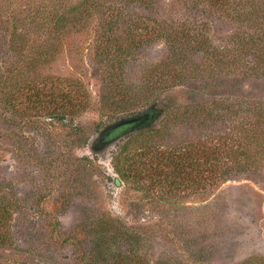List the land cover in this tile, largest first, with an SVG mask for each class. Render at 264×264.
<instances>
[{
    "label": "rangeland",
    "instance_id": "rangeland-1",
    "mask_svg": "<svg viewBox=\"0 0 264 264\" xmlns=\"http://www.w3.org/2000/svg\"><path fill=\"white\" fill-rule=\"evenodd\" d=\"M109 1L119 0H0V73L9 98L0 106V264H264V150L238 157L240 170L204 192L178 188L176 176H161L158 163L147 161L210 133L223 149L226 136L240 138L246 103L264 106V75L241 71L248 39L264 38V0L216 7L129 0L106 18ZM57 17L69 23L63 35L52 28ZM31 20L36 28L23 30ZM12 23L20 34L14 51L5 34ZM176 25L189 37L174 51L175 77H164L148 102L133 103L171 56L163 35ZM111 30L123 52L101 55L102 34ZM136 31L143 39L129 43ZM228 49L240 56L237 68ZM119 79L132 99L126 107L109 101L108 85ZM69 84L87 93L88 106L62 120L53 97ZM206 104L212 112L195 123L183 115ZM150 109L155 117L142 134L90 148L103 130ZM118 157L144 159L146 168L121 180ZM152 167L159 171L149 174Z\"/></svg>",
    "mask_w": 264,
    "mask_h": 264
},
{
    "label": "trees",
    "instance_id": "trees-1",
    "mask_svg": "<svg viewBox=\"0 0 264 264\" xmlns=\"http://www.w3.org/2000/svg\"><path fill=\"white\" fill-rule=\"evenodd\" d=\"M128 1L129 0H119L115 2L109 1L104 3V5L107 6L105 11L108 10L105 13L106 18L113 17L112 13L116 10H123L124 5ZM228 1L229 0H207L206 2L211 7H216L226 4L228 3ZM35 24L37 25L34 20H31L29 23L24 24L23 30L27 32L33 31L36 28ZM68 24V21H66L63 17H57L56 21H54L52 25V28L60 35H63ZM11 26V33L5 32V34H7L8 49L14 51L17 48V45L15 46V44L20 34L17 33V30L19 28L18 25L12 23ZM75 26L76 28H78V24L76 23L73 24L71 27ZM44 27L48 28L46 26ZM181 29L178 25H176L173 26L172 29L165 31V35H163L164 40L168 44L169 50L171 49V52L173 53H169L171 54V56L167 55V61L165 63L166 65H159V67L154 68V70L151 71L159 73L158 77L155 79V81H153V83L146 85L144 86V88H142V90H139L140 96L137 97L138 100L133 101V103H138L140 101L139 99L141 98L148 102L154 96V91L157 88H162V86H164V84L162 83L164 77L167 76L170 81L171 78L175 77V69L172 66L174 62L172 60L176 58L177 54L174 51H176L177 46H180V44L182 42L184 43V41H186V39L189 37L184 36L183 31ZM158 32L159 31L156 29L151 30L150 36H152L153 40H159ZM128 37L130 38L129 43L132 42L133 44L143 39V35H140L139 33H137V31L129 33ZM163 37H161V39H163ZM117 39L118 38L113 32V30L103 33L102 43L104 48L101 49L100 54H105L106 56H108L109 54H113L117 50L120 51L122 47L116 46V42L118 41ZM61 40L62 37L61 39H59V41ZM192 40L193 43H198L197 39ZM247 42L251 51L249 50L250 52H248L247 56L244 57L245 60H242V74L249 75L254 73H260L261 75H264V38H253L251 40L248 39ZM236 43H242V45L248 47V45L244 44L240 40L234 41L235 45ZM234 48V53L237 54L238 51L236 52V50H238V48H236L235 46ZM127 50L128 49H124V51ZM226 56H228L227 60L229 61L231 68H237L240 56L238 57L236 55L230 54L229 49L226 51ZM163 67H165V69ZM202 68L203 71L209 70V67L207 65ZM116 72V69L110 70L108 72V79L111 81H115L114 78L116 77ZM3 74V72L0 73V106L2 103H6L9 101V98L3 97L4 94L2 90L5 82V80H3ZM180 74L181 76L188 75L183 72H181ZM198 75L199 73L190 72L188 76L195 78ZM108 86V92L111 91L110 96L111 98H114L109 100L110 103L114 106L116 103H119L125 107L128 106L132 99L131 97L127 96L129 92H126L128 90L125 88V85L122 84L121 80L119 79L116 82H112ZM33 94L34 99L38 97L35 95L34 92ZM116 97L117 99H115ZM108 98L110 97H107V99ZM53 100L56 107L55 112L59 114L62 120L65 119V114H69V116L73 117L77 116L83 113L85 108L88 106L87 93L83 91L81 87H77L74 84H69V86H66L65 88H62L60 86L59 88H56V95L53 97ZM152 100H154V98ZM246 105L248 107L247 110H245V114L249 115L245 116L244 119L247 120V122L242 124V127H240V130L238 131L240 132V138L243 139L244 142L240 141V138L236 134L228 135L223 138L224 148L221 149L222 142H218L219 140L215 139V135L210 133L211 135L207 134L206 136H204L201 142L195 141L191 144H187V142V145H181L176 148L174 147L165 148L162 150L160 149V151H158L154 158L148 159L147 161H155L158 164H161V166L157 164L159 168L161 167L160 172H158L161 173V176H176V185L178 188L183 187L187 191L189 189H199L202 192L208 191L209 189H216L219 185H221L228 179V176H230L231 173L240 170V167L235 165L238 157H242V155H248V152L250 151H258L260 149V152H262V150H264V146L262 145V142H260L263 141L264 138V106L256 108L255 105L250 106V102H247ZM212 108L213 107H210L209 104L204 105V107H187L183 110V115L186 113V115L192 118L194 122L197 118H204L208 114H210V111L212 112ZM148 112H150L151 118L142 127L133 130H128L126 132L113 136L110 141H106L103 139V136L105 135L107 129L103 130L100 133L99 137L95 141H92L93 143L91 144L90 148L94 150L96 148L105 147L109 145L112 141L119 139L121 136L129 134L131 135L132 133L139 132L140 134H142L141 130L148 127L149 124H151L149 122L155 117V113L154 111H152V109H150V111ZM233 141L235 145L231 146ZM124 149L125 148H123L122 151H124ZM222 158L225 159L224 163L221 162L223 160ZM226 159H228L229 161L231 160V164L226 161ZM147 161L141 158L128 159L126 157H123L122 159H120L118 157L114 170L121 180H128L129 178H134L137 174L139 175L142 171L144 172L143 168H146L145 162ZM151 166H153L152 163ZM152 168L153 169H150L149 174L159 171V169H157L156 167Z\"/></svg>",
    "mask_w": 264,
    "mask_h": 264
},
{
    "label": "water",
    "instance_id": "water-1",
    "mask_svg": "<svg viewBox=\"0 0 264 264\" xmlns=\"http://www.w3.org/2000/svg\"><path fill=\"white\" fill-rule=\"evenodd\" d=\"M151 118L150 112H146L144 114H141L139 116L121 121L115 125L110 126L106 132L105 135L109 136L112 134L113 136H116L120 133L126 132L128 130L137 129L139 127H142L144 124H146Z\"/></svg>",
    "mask_w": 264,
    "mask_h": 264
},
{
    "label": "flooded vegetation",
    "instance_id": "flooded-vegetation-1",
    "mask_svg": "<svg viewBox=\"0 0 264 264\" xmlns=\"http://www.w3.org/2000/svg\"><path fill=\"white\" fill-rule=\"evenodd\" d=\"M112 138H113L112 134H110L109 136H106V135L103 136V139L106 141H110Z\"/></svg>",
    "mask_w": 264,
    "mask_h": 264
}]
</instances>
